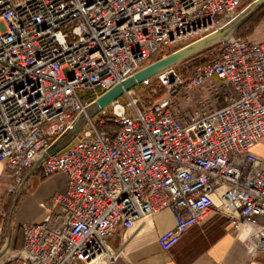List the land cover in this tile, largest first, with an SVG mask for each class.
Returning a JSON list of instances; mask_svg holds the SVG:
<instances>
[{
	"label": "built area",
	"instance_id": "built-area-1",
	"mask_svg": "<svg viewBox=\"0 0 264 264\" xmlns=\"http://www.w3.org/2000/svg\"><path fill=\"white\" fill-rule=\"evenodd\" d=\"M250 1L0 0V176L19 194L35 173L68 181L40 205L41 222L20 226L11 264H107L117 257L113 238L164 210L175 220L159 237L165 252L218 210L234 220L248 256L264 253V159L253 152L264 141V40L236 29L217 43V59L186 72L183 61L125 87L239 24ZM117 87L121 95L96 111Z\"/></svg>",
	"mask_w": 264,
	"mask_h": 264
},
{
	"label": "crops",
	"instance_id": "crops-1",
	"mask_svg": "<svg viewBox=\"0 0 264 264\" xmlns=\"http://www.w3.org/2000/svg\"><path fill=\"white\" fill-rule=\"evenodd\" d=\"M253 152L264 159V141ZM34 179L33 190L21 196L13 212L16 227L41 222L46 213L40 205L67 189L68 181L63 173L48 179L38 173ZM34 207L40 211L30 215ZM233 222L221 211L214 210L201 223L189 228L179 242L165 252L159 245V237L175 226V220L170 210H164L113 238L110 245L117 257L107 264H264V253L247 255L245 242L236 237ZM11 243L15 247L22 245V240L16 236Z\"/></svg>",
	"mask_w": 264,
	"mask_h": 264
},
{
	"label": "rangeland",
	"instance_id": "rangeland-1",
	"mask_svg": "<svg viewBox=\"0 0 264 264\" xmlns=\"http://www.w3.org/2000/svg\"><path fill=\"white\" fill-rule=\"evenodd\" d=\"M255 0H251V4L254 2ZM249 2L245 3L241 9V10H245V13L250 12V10L253 9V5L249 6ZM257 11V10H256ZM254 13V12H253ZM243 24V23H242ZM241 24V25H242ZM231 27V25H227L226 27H224L223 29L219 30L217 33L213 34L211 37L217 36V34L219 35L220 33L224 32L225 30L229 29ZM184 44H176L173 45L172 47L166 49L163 51V53L165 55H168L170 53H172L173 51L177 50L178 48H181ZM217 45V43H214L213 40H209L207 42H205L203 44V49L193 55L191 58H189L188 60L184 61L182 64L177 65V69L179 70H184L186 72V69H192L194 68L196 65L200 64L204 59H209L210 55L212 54L211 52L208 54H202L203 52L207 51L208 49L214 48V46ZM213 57V56H212ZM81 96L83 97V101L84 102H88L91 101L93 99V97L95 96L94 93L90 92V93H86V92H82ZM161 96L160 93H158L157 95H153V100H157L158 97ZM120 101L125 103L126 99L125 96L120 98ZM98 118H96L95 120L97 121ZM38 173H35L33 176H36ZM26 178V175H25ZM48 179V178H47ZM35 185V179L33 178L32 181L26 185L25 189L21 192V194H19L17 191L15 193H9V188L10 186H15V183L12 179L6 178L4 176H0V197H1V202H0V210L2 209L4 211L3 213V217H2V223L5 224V228L3 230L2 236H1V243H0V249L2 246L6 245V241L8 239V232H7V218L10 215L11 211H12V207L15 203V198L17 196V194H19L18 200L21 198V196L25 195L26 193H29L33 190V187ZM40 209L34 207L32 210H30L29 214L31 215H36L37 213H39ZM13 223V221H12ZM13 229V239L14 237H18L19 240L21 241V231H20V227H16L12 226ZM11 239V240H13ZM248 244L247 241L245 242V245ZM21 246V243L19 245H17L16 247H13V245H10V250L11 252L8 255L3 256L2 258H0V264H11L9 262L10 256L12 254V251H17Z\"/></svg>",
	"mask_w": 264,
	"mask_h": 264
},
{
	"label": "water",
	"instance_id": "water-1",
	"mask_svg": "<svg viewBox=\"0 0 264 264\" xmlns=\"http://www.w3.org/2000/svg\"><path fill=\"white\" fill-rule=\"evenodd\" d=\"M252 5H253V9L250 10V12H247L245 14L244 18L242 19V21L239 24L231 26L229 29L225 30L224 32L220 33L217 36H214V37L210 36L209 38L202 40V41L194 44L193 46H191L189 48H186V49H184V50H182L176 54H172V55L168 56L167 58H165L161 61H157L156 63L152 64L150 67L145 69L144 71L135 75V77L133 79L126 82L125 87L128 88V87L134 85L136 82H140L141 80H143L146 77L153 76V75L161 72L162 70H164L166 68L177 65V64L191 58L193 55L199 53L203 49V44L209 40H213L214 43H218L219 41L224 39L228 34L233 32L234 30L238 29V27L242 23H244L253 14V12H255L260 7H262L264 5V0H255ZM117 88H119V89L116 90V88H115L114 90L109 92L112 94L106 101L99 102V100H98L99 103L96 106H94V109L97 111L101 108H104L105 106L109 105L114 99H116L119 95H121V93L123 92V87H117ZM109 93H107V94H109ZM107 94H105V95H107ZM83 123H84V117L81 116L78 119V122L76 123V125L74 126V132L75 133L80 132ZM55 151H57V148L50 150L49 153L55 152ZM5 253H6V250H3L0 253V258H2L5 255Z\"/></svg>",
	"mask_w": 264,
	"mask_h": 264
},
{
	"label": "trees",
	"instance_id": "trees-1",
	"mask_svg": "<svg viewBox=\"0 0 264 264\" xmlns=\"http://www.w3.org/2000/svg\"><path fill=\"white\" fill-rule=\"evenodd\" d=\"M236 34L239 37L247 38L253 42H261L264 40V5L255 11L242 25L236 30ZM221 44H217L214 48L208 49L202 54L212 53L209 59H204L201 63H206L208 61H213L217 59L221 52ZM163 54H158L151 58L149 63L156 62L161 58ZM213 56V57H212ZM94 99V97H93ZM92 99V100H93ZM106 131L113 130L112 126L108 124L105 128ZM12 245V243L10 244ZM17 248V246H15Z\"/></svg>",
	"mask_w": 264,
	"mask_h": 264
},
{
	"label": "bare ground",
	"instance_id": "bare-ground-1",
	"mask_svg": "<svg viewBox=\"0 0 264 264\" xmlns=\"http://www.w3.org/2000/svg\"><path fill=\"white\" fill-rule=\"evenodd\" d=\"M217 35H218V34H217ZM118 89H119V88H116V90H118ZM111 94H112V93H109V94L103 96L102 98L99 99V102H104V101H106V100L111 96ZM99 102H98V101L95 102L94 106H96Z\"/></svg>",
	"mask_w": 264,
	"mask_h": 264
}]
</instances>
